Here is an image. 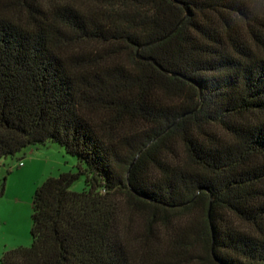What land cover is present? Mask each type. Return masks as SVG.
<instances>
[{
    "label": "trees",
    "instance_id": "obj_1",
    "mask_svg": "<svg viewBox=\"0 0 264 264\" xmlns=\"http://www.w3.org/2000/svg\"><path fill=\"white\" fill-rule=\"evenodd\" d=\"M256 4L0 0V160L54 143L77 170L0 264H264Z\"/></svg>",
    "mask_w": 264,
    "mask_h": 264
},
{
    "label": "rangeland",
    "instance_id": "obj_2",
    "mask_svg": "<svg viewBox=\"0 0 264 264\" xmlns=\"http://www.w3.org/2000/svg\"><path fill=\"white\" fill-rule=\"evenodd\" d=\"M264 14V5H255ZM127 53L122 62L130 63ZM21 164V166H19ZM76 160L54 143L30 146L14 157L0 160V183L5 177V190L0 198V259L6 252L28 248L31 244L33 196L48 178L76 173ZM84 179L80 178L71 190L80 193Z\"/></svg>",
    "mask_w": 264,
    "mask_h": 264
},
{
    "label": "water",
    "instance_id": "obj_3",
    "mask_svg": "<svg viewBox=\"0 0 264 264\" xmlns=\"http://www.w3.org/2000/svg\"><path fill=\"white\" fill-rule=\"evenodd\" d=\"M170 35V34H169ZM168 37V36H167ZM138 54V53H137ZM147 61L151 62V59H147Z\"/></svg>",
    "mask_w": 264,
    "mask_h": 264
},
{
    "label": "built area",
    "instance_id": "obj_4",
    "mask_svg": "<svg viewBox=\"0 0 264 264\" xmlns=\"http://www.w3.org/2000/svg\"><path fill=\"white\" fill-rule=\"evenodd\" d=\"M19 166H21V164H19Z\"/></svg>",
    "mask_w": 264,
    "mask_h": 264
}]
</instances>
